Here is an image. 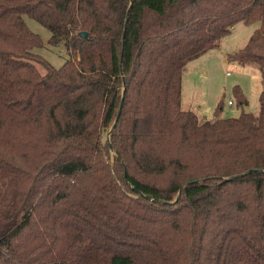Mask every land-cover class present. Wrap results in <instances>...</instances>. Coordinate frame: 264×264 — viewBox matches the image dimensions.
<instances>
[{
  "label": "trees",
  "instance_id": "obj_1",
  "mask_svg": "<svg viewBox=\"0 0 264 264\" xmlns=\"http://www.w3.org/2000/svg\"><path fill=\"white\" fill-rule=\"evenodd\" d=\"M238 23L264 86V0H0V264H264V90L258 115L182 109Z\"/></svg>",
  "mask_w": 264,
  "mask_h": 264
},
{
  "label": "rangeland",
  "instance_id": "obj_2",
  "mask_svg": "<svg viewBox=\"0 0 264 264\" xmlns=\"http://www.w3.org/2000/svg\"><path fill=\"white\" fill-rule=\"evenodd\" d=\"M30 30L39 35L43 47L34 50L53 67L61 68L70 56L64 47L49 45L52 33L33 18L24 16ZM260 23H238L232 32L222 39L217 49L209 51L187 64L182 77V109L195 113L201 123L213 121L218 105L222 104L220 118H237L243 112L258 115L260 95L264 90L263 74L255 64H242L229 59L248 44ZM244 93L248 105H240L235 97V88ZM233 105H230L229 102ZM109 139V135L106 136Z\"/></svg>",
  "mask_w": 264,
  "mask_h": 264
},
{
  "label": "water",
  "instance_id": "obj_3",
  "mask_svg": "<svg viewBox=\"0 0 264 264\" xmlns=\"http://www.w3.org/2000/svg\"><path fill=\"white\" fill-rule=\"evenodd\" d=\"M80 36L83 37V38H87L88 34L87 33H81ZM119 119H120V113H119V115L117 117V122L119 121Z\"/></svg>",
  "mask_w": 264,
  "mask_h": 264
},
{
  "label": "built area",
  "instance_id": "obj_4",
  "mask_svg": "<svg viewBox=\"0 0 264 264\" xmlns=\"http://www.w3.org/2000/svg\"><path fill=\"white\" fill-rule=\"evenodd\" d=\"M229 104H230V105H233V103H232L231 101L229 102Z\"/></svg>",
  "mask_w": 264,
  "mask_h": 264
}]
</instances>
